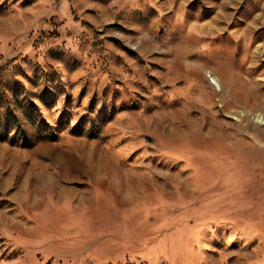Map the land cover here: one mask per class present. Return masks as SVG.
Here are the masks:
<instances>
[{
    "label": "rangeland",
    "instance_id": "374dc122",
    "mask_svg": "<svg viewBox=\"0 0 264 264\" xmlns=\"http://www.w3.org/2000/svg\"><path fill=\"white\" fill-rule=\"evenodd\" d=\"M0 264H264V0H0Z\"/></svg>",
    "mask_w": 264,
    "mask_h": 264
}]
</instances>
